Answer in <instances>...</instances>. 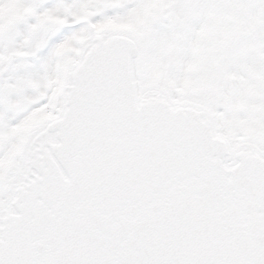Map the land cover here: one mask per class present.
<instances>
[{
    "label": "snow or ice",
    "instance_id": "1",
    "mask_svg": "<svg viewBox=\"0 0 264 264\" xmlns=\"http://www.w3.org/2000/svg\"><path fill=\"white\" fill-rule=\"evenodd\" d=\"M0 264H264V0H0Z\"/></svg>",
    "mask_w": 264,
    "mask_h": 264
}]
</instances>
